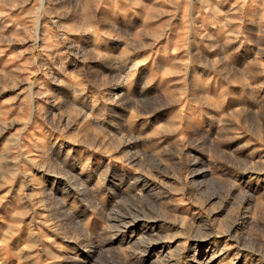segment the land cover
<instances>
[{"label":"rangeland","instance_id":"374dc122","mask_svg":"<svg viewBox=\"0 0 264 264\" xmlns=\"http://www.w3.org/2000/svg\"><path fill=\"white\" fill-rule=\"evenodd\" d=\"M0 264H264V0H0Z\"/></svg>","mask_w":264,"mask_h":264},{"label":"bare ground","instance_id":"6f19581e","mask_svg":"<svg viewBox=\"0 0 264 264\" xmlns=\"http://www.w3.org/2000/svg\"><path fill=\"white\" fill-rule=\"evenodd\" d=\"M124 218V217H123Z\"/></svg>","mask_w":264,"mask_h":264}]
</instances>
